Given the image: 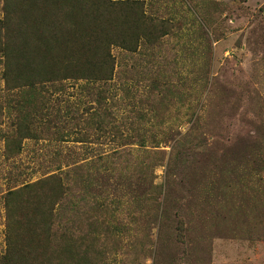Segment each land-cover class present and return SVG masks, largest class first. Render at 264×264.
Segmentation results:
<instances>
[{
  "label": "trees",
  "instance_id": "obj_1",
  "mask_svg": "<svg viewBox=\"0 0 264 264\" xmlns=\"http://www.w3.org/2000/svg\"><path fill=\"white\" fill-rule=\"evenodd\" d=\"M165 1L167 17L148 13L145 0H0L6 162L22 155L26 141L49 136H74L81 149L65 169L52 163L36 181L11 180L1 196L0 264H160L164 241L171 252L164 264H204L170 248L186 244L192 251L204 212L215 226L238 221L237 231L264 239V184L260 191L255 184L263 179V151L259 165L253 162L258 143L244 144L236 159L228 150L210 157L201 111L213 89V53L199 37L198 17L187 13V0ZM182 21H190L187 31L199 43L186 46L188 52L169 39ZM188 33L179 35L181 43ZM189 52L203 58L193 78ZM69 81L85 82V99L59 125L60 94ZM102 142L112 150L90 152ZM159 168L164 181L158 184Z\"/></svg>",
  "mask_w": 264,
  "mask_h": 264
},
{
  "label": "rangeland",
  "instance_id": "obj_2",
  "mask_svg": "<svg viewBox=\"0 0 264 264\" xmlns=\"http://www.w3.org/2000/svg\"><path fill=\"white\" fill-rule=\"evenodd\" d=\"M145 1L148 13L158 11L160 17L169 16L166 10L168 1ZM187 2L192 6V11L188 10L187 13L190 19L198 17L199 37L203 45L209 46L212 50L214 59L211 75L214 81L213 89L207 93L208 97H204L207 105L201 111L204 114L203 130L211 139L209 142L210 157L221 158V154L228 150L230 157L236 159L235 155L242 147L248 144L254 147L258 143L256 147L259 150H254V152L259 156L253 154V162L259 165L261 151H263L262 157L264 158V18L261 12L264 8V0H187ZM175 3L182 4L179 0ZM170 5L171 8H175L173 3ZM175 12L177 10H172L171 15L175 16L177 14ZM190 13L195 14L196 17L191 16ZM190 21L187 25L183 21L182 25L179 23L181 32L179 30L175 36L169 38L172 44L177 45V49L184 47L187 52L190 50L186 46L196 47V44H199L193 41L197 37L187 31L191 27ZM184 32L188 35L182 36L183 43H181L179 35ZM195 34H198L197 30ZM189 39H192L191 44L186 43ZM113 51L115 55L120 53L118 48H114ZM185 60L191 71L188 73L184 71V74L187 73L193 78L198 73L195 69L202 65L203 58L199 61L198 55L190 56L189 52ZM85 87H87L85 82H67L65 91L60 94L63 101L58 110L59 125H63V117L77 110L80 102L85 99V94H82L86 90ZM228 102H232V105H226ZM83 108L84 106L82 109L79 108L81 113H84ZM65 120L70 121L71 119L66 116ZM61 130L58 131L59 135ZM79 147L80 144L74 141V136L71 139L64 138L62 141L56 140L55 136H49L46 140L38 142L28 140L25 142L24 151L20 157L15 161L6 162L3 156L4 141L0 138V253L5 244V220L1 196L13 186L11 180L21 177L23 182L36 181L49 173L47 172L50 168L48 164L52 163L62 164L65 169V162H70L73 157L70 154L80 151ZM112 147L113 144L108 145L102 142V144H93L89 150L95 154L108 153ZM84 157L81 154V158ZM156 174V183H163L164 169H157ZM262 175V182L255 183L257 191H260V185L264 184V171ZM254 182L257 181L254 180ZM119 189L116 190L118 193ZM242 191L244 192L245 189ZM176 193L177 190L174 189L173 196ZM185 197H188L186 193ZM200 215L203 222L197 228L200 230L194 237L192 251L189 252L186 244L179 245L180 247L177 245V249H174L175 245L170 246L173 251L177 250L181 255L185 249L186 256L192 253L193 263H197V259L200 258L204 264H264V239L261 238L260 232H255L254 236H250L234 228L235 224H239L238 221L233 224L229 221L226 226H215L212 221L213 215L206 212ZM244 227H246L244 224H240V228L245 231ZM250 228L251 226L248 227ZM167 231L165 227L164 233ZM162 244L167 247L169 243L164 241ZM163 246L161 250L158 249V253H161L160 264L168 262L167 256L171 253L168 251L169 248L166 249ZM186 256H184V261L188 262L189 258ZM146 262L150 264L151 259ZM177 264H181V261Z\"/></svg>",
  "mask_w": 264,
  "mask_h": 264
}]
</instances>
